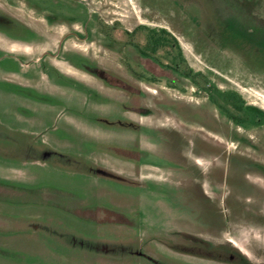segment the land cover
<instances>
[{
  "label": "rangeland",
  "instance_id": "obj_1",
  "mask_svg": "<svg viewBox=\"0 0 264 264\" xmlns=\"http://www.w3.org/2000/svg\"><path fill=\"white\" fill-rule=\"evenodd\" d=\"M86 1L91 37L64 48L130 88L69 70L88 90H44L57 99L37 120L0 95V174L28 180L0 203V264H264V0ZM148 37L150 80L117 53Z\"/></svg>",
  "mask_w": 264,
  "mask_h": 264
},
{
  "label": "flooded vegetation",
  "instance_id": "obj_2",
  "mask_svg": "<svg viewBox=\"0 0 264 264\" xmlns=\"http://www.w3.org/2000/svg\"><path fill=\"white\" fill-rule=\"evenodd\" d=\"M21 1L24 8L39 15V20L42 23L37 28L30 27L21 18L12 15L6 8L0 7V26L2 28L0 29V95L16 99V110L37 120L40 110L52 105V100L49 98L52 96L51 93L44 90L52 87L73 89L77 86L88 90L81 84H77L73 77L67 75L69 70L86 73L89 77H95L103 83L110 80L123 88H130V84L127 82L131 81L125 77L114 76L112 71L92 61L87 52L81 53L64 48L63 43L69 38L87 41L91 37L92 11L86 0ZM14 2H19V0H5L4 4L12 8ZM60 26H64L65 30L56 39L54 50L44 49L35 57L25 56L27 53L24 52V45L44 41V38L49 36L48 30L53 28L55 31V29H60ZM3 29L20 31L21 34L10 37ZM160 32L162 35L165 34L162 30ZM127 36L130 37V34ZM129 42L122 40L120 43L121 49L117 51L120 63L125 69L130 70L135 78L152 79L153 70L161 69L163 64L155 54L156 39L148 37L142 45L139 44V41ZM105 45L109 47L110 43L106 42ZM125 47H130L131 50L124 49ZM28 65L31 67L22 69ZM40 74H44L46 79L44 82L37 81ZM13 115L18 114L14 113ZM43 150L55 152L53 146L49 144H46ZM261 175L264 176V173ZM27 183L25 175L23 180L17 181L0 174V203H5L9 194L24 193ZM43 229L48 230V228ZM204 245L205 243L200 241V247Z\"/></svg>",
  "mask_w": 264,
  "mask_h": 264
}]
</instances>
